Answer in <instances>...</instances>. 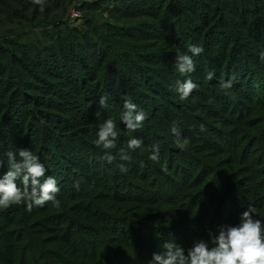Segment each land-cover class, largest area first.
Instances as JSON below:
<instances>
[{
    "label": "trees",
    "instance_id": "16d2710c",
    "mask_svg": "<svg viewBox=\"0 0 264 264\" xmlns=\"http://www.w3.org/2000/svg\"><path fill=\"white\" fill-rule=\"evenodd\" d=\"M89 1L0 0V175L26 149L59 188L58 206L0 209V264H149L166 241L187 251L249 205L264 222V0ZM184 54L195 71L181 75ZM129 98L146 114L134 132ZM109 118L118 136L104 149Z\"/></svg>",
    "mask_w": 264,
    "mask_h": 264
},
{
    "label": "clouds",
    "instance_id": "9594fccd",
    "mask_svg": "<svg viewBox=\"0 0 264 264\" xmlns=\"http://www.w3.org/2000/svg\"><path fill=\"white\" fill-rule=\"evenodd\" d=\"M34 4L42 5L44 0H32ZM189 51L192 55H200L204 49L197 45H190ZM264 59V56L261 57ZM176 69L181 75L195 71V63L191 56L177 55ZM213 73L207 75V79L213 78ZM224 89L232 87V81L229 80L222 84ZM197 88V85L191 80H185L178 83L176 92L180 99H187L189 95ZM100 105L106 103V97H100ZM123 107L121 120L129 132H134L144 121L146 114L142 110H137V105L132 100L126 99ZM98 115V114H97ZM172 133L180 137L179 130L173 126ZM203 131V128L201 129ZM97 145H102L104 149L115 147L114 141L118 133L114 121L109 118L100 124L97 132ZM142 141L138 138H130L127 141V147L135 150L141 147ZM177 146L184 150L187 141L176 140ZM19 160L16 154L9 151L7 153L9 170L0 175V209H7L13 205L27 204V211H31L34 206L42 207L51 201L57 206L56 193L59 191L57 181L54 177L45 178L46 169L39 161V157L30 150L19 149ZM122 160L129 157L121 152ZM108 163H112L114 157L106 154L103 157ZM150 159L156 161L159 159L158 148L153 151ZM2 165V161H0ZM121 171L126 172L127 168L121 165ZM21 179L23 189L16 184V180ZM257 209L249 205L241 214L237 225H223L219 228L218 234L209 233V239H198L193 242V246L187 251L184 247L178 245L173 240L166 241L161 245V251L153 253L149 264H264V222L254 218Z\"/></svg>",
    "mask_w": 264,
    "mask_h": 264
},
{
    "label": "rangeland",
    "instance_id": "374dc122",
    "mask_svg": "<svg viewBox=\"0 0 264 264\" xmlns=\"http://www.w3.org/2000/svg\"><path fill=\"white\" fill-rule=\"evenodd\" d=\"M96 0H90L89 3H94ZM79 6V4H75L72 8H71V12L69 14V20L71 22L72 25L78 26L82 24L83 18L85 17V12L82 10H77V7Z\"/></svg>",
    "mask_w": 264,
    "mask_h": 264
}]
</instances>
